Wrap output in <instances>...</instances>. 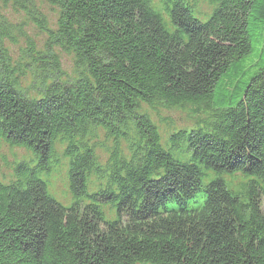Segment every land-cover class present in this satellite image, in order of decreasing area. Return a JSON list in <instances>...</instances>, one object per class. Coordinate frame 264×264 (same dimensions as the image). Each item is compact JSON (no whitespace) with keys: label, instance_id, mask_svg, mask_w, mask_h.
<instances>
[{"label":"trees","instance_id":"obj_1","mask_svg":"<svg viewBox=\"0 0 264 264\" xmlns=\"http://www.w3.org/2000/svg\"><path fill=\"white\" fill-rule=\"evenodd\" d=\"M46 1L0 0V264H264V0Z\"/></svg>","mask_w":264,"mask_h":264},{"label":"rangeland","instance_id":"obj_2","mask_svg":"<svg viewBox=\"0 0 264 264\" xmlns=\"http://www.w3.org/2000/svg\"><path fill=\"white\" fill-rule=\"evenodd\" d=\"M37 6H40L41 10L45 13L47 20L50 24V26L56 25V20L58 16V12L55 6L51 5L50 2L46 0H34ZM199 7L202 11H210V6L207 4L205 0H200ZM14 9V8H12ZM197 15L199 13L195 12ZM13 19V21L18 22L21 24V27L23 28V31L28 30L30 33L37 34V36L33 35L38 42L43 41L44 33H38V30L34 25H32L30 22L26 20V12H16V14L10 15L9 13H6ZM200 16V15H199ZM201 17V16H200ZM203 19H206L207 16H202ZM19 32H16V35H18ZM24 45V42H19L18 46H15V49L19 51V48ZM63 66L70 70L73 66L72 58L67 55L63 54L62 57ZM28 78V75L25 77V79ZM166 114H173L176 117L182 116V111L179 108L172 109L170 111L164 110L163 111ZM181 124L184 125L185 121H179ZM172 125H169V128L171 129ZM183 148L187 151V147L184 144ZM178 150L176 153L178 154ZM60 151V148H59ZM29 151L24 147H14L11 148L8 144L5 142L0 143V176L5 175L9 177L12 174V169H10L6 164L5 161H11L14 162V159L17 157H29ZM27 155V156H25ZM237 180L242 181L245 179V176H242L240 173H236ZM47 179V177H45ZM48 188L52 195H54L59 201H61L64 204H69L72 200V194L70 192V186H69V180H68V169L65 163V160L62 161V163L58 164L56 167L53 168L51 173L48 175ZM92 190V188H91ZM263 207H264V194L261 197ZM137 264H145V263H137Z\"/></svg>","mask_w":264,"mask_h":264}]
</instances>
